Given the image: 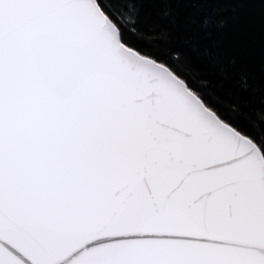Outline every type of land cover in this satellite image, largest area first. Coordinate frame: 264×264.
Instances as JSON below:
<instances>
[{
  "label": "snow or ice",
  "instance_id": "snow-or-ice-1",
  "mask_svg": "<svg viewBox=\"0 0 264 264\" xmlns=\"http://www.w3.org/2000/svg\"><path fill=\"white\" fill-rule=\"evenodd\" d=\"M173 2L0 0V264H264V112L207 86L250 84L133 39Z\"/></svg>",
  "mask_w": 264,
  "mask_h": 264
},
{
  "label": "trees",
  "instance_id": "trees-1",
  "mask_svg": "<svg viewBox=\"0 0 264 264\" xmlns=\"http://www.w3.org/2000/svg\"><path fill=\"white\" fill-rule=\"evenodd\" d=\"M170 7L171 16L165 18L164 5L147 4L149 12L142 31L133 37L135 42L149 50L179 53L175 63L197 87L205 86L200 77L208 75L195 63L202 48L218 51L225 59H235L233 73L238 80L229 83L237 85L246 78L250 84L246 92H231L221 84L207 86L220 93L223 98L214 99L231 109L233 119H250L249 113L259 117L264 112V4L259 0H201L193 7L187 0H174ZM202 17H212L214 22L205 28Z\"/></svg>",
  "mask_w": 264,
  "mask_h": 264
}]
</instances>
